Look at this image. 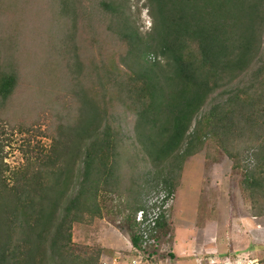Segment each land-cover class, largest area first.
<instances>
[{"label":"trees","instance_id":"16d2710c","mask_svg":"<svg viewBox=\"0 0 264 264\" xmlns=\"http://www.w3.org/2000/svg\"><path fill=\"white\" fill-rule=\"evenodd\" d=\"M133 2L57 0L47 94L25 90V70L0 50V123L23 132L22 108L37 120L48 112L51 140L14 168L0 141V264H100L102 251L80 255L73 243L76 224L101 217L100 193L125 198L139 252L145 178L174 190L177 170L201 154L242 170L264 217V0H145L146 33ZM7 15L0 0V30ZM159 230L168 237L171 219ZM140 254L145 264L160 255Z\"/></svg>","mask_w":264,"mask_h":264},{"label":"rangeland","instance_id":"374dc122","mask_svg":"<svg viewBox=\"0 0 264 264\" xmlns=\"http://www.w3.org/2000/svg\"><path fill=\"white\" fill-rule=\"evenodd\" d=\"M56 3L57 0H6L8 15L0 30L3 57L13 58L20 64L26 72L25 90L40 95L51 91ZM144 4L145 0H134L133 11L138 26L146 33L151 29L152 19ZM20 112L18 120L31 126L25 127L23 132L20 126L12 130L7 119L0 123L2 155L12 168L24 162L25 151L38 153L49 149L51 144L46 136L49 113H40L37 120L35 114L25 112V108ZM152 174L145 178L143 198L160 185L165 186L159 182V174ZM243 176L242 170L232 172V163L225 156L215 164L203 154L194 156L177 170L170 236L162 241L156 264H177L196 254L202 259L215 255L217 264H259L264 257V217L254 216L240 185ZM98 201L101 217L74 226L75 252L84 255L102 251V258H107L108 264L113 257L118 264L134 261L145 264L133 248L123 221L129 214L124 211L125 198L100 193ZM113 229L120 230L121 235ZM103 262L101 259L100 264Z\"/></svg>","mask_w":264,"mask_h":264},{"label":"built area","instance_id":"2783aa9c","mask_svg":"<svg viewBox=\"0 0 264 264\" xmlns=\"http://www.w3.org/2000/svg\"><path fill=\"white\" fill-rule=\"evenodd\" d=\"M151 59L154 60L153 57ZM175 203V191L164 185H160L144 197L143 208L134 216L136 233L141 247L138 252L139 255L152 249L161 248L162 241L167 237H161L159 224L162 222L163 217L167 219L171 217ZM133 264L141 263L134 261Z\"/></svg>","mask_w":264,"mask_h":264},{"label":"crops","instance_id":"0c3cea01","mask_svg":"<svg viewBox=\"0 0 264 264\" xmlns=\"http://www.w3.org/2000/svg\"><path fill=\"white\" fill-rule=\"evenodd\" d=\"M113 230H115L116 233H118V234L121 235V231L120 230H116V229H113ZM121 238H122V236H121ZM210 249H212V248H210ZM113 258H112L110 264H118L119 262L118 263H115L113 261L114 260ZM217 258L218 257L215 256V255H210V256H205V258L202 259L200 257V255L196 254V255H192V258L191 259L190 258L189 259L184 258V259L180 260L177 264H217L218 263ZM102 261H104L103 263H107L108 262V259L107 258H102ZM192 261H195V262L192 263Z\"/></svg>","mask_w":264,"mask_h":264},{"label":"clouds","instance_id":"9594fccd","mask_svg":"<svg viewBox=\"0 0 264 264\" xmlns=\"http://www.w3.org/2000/svg\"><path fill=\"white\" fill-rule=\"evenodd\" d=\"M104 264V263H103Z\"/></svg>","mask_w":264,"mask_h":264}]
</instances>
